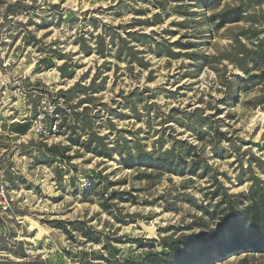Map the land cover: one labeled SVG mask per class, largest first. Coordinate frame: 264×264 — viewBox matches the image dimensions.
Masks as SVG:
<instances>
[{"label": "rangeland", "instance_id": "374dc122", "mask_svg": "<svg viewBox=\"0 0 264 264\" xmlns=\"http://www.w3.org/2000/svg\"><path fill=\"white\" fill-rule=\"evenodd\" d=\"M0 79L28 91L3 123L70 108L46 142L0 135V264L143 262L264 196V0H0Z\"/></svg>", "mask_w": 264, "mask_h": 264}, {"label": "trees", "instance_id": "16d2710c", "mask_svg": "<svg viewBox=\"0 0 264 264\" xmlns=\"http://www.w3.org/2000/svg\"><path fill=\"white\" fill-rule=\"evenodd\" d=\"M217 16L220 23L240 19L238 10L223 11ZM27 129L28 127L23 131L13 132L24 134ZM146 165L170 171L161 159H147ZM244 196L249 203L242 209L229 207L227 215L222 218V228L219 232L208 230L185 235L176 242L164 243L166 252H153L147 255L143 262L120 264H206L213 259H224L240 250H264V196L252 191ZM64 230L71 236L67 229Z\"/></svg>", "mask_w": 264, "mask_h": 264}, {"label": "built area", "instance_id": "2783aa9c", "mask_svg": "<svg viewBox=\"0 0 264 264\" xmlns=\"http://www.w3.org/2000/svg\"><path fill=\"white\" fill-rule=\"evenodd\" d=\"M13 87V91L9 93V98H14L15 100L18 99V101L23 102L25 101V96L28 91L25 89H21V82L19 79H15L12 82L10 81H4L3 79H0V102L4 99V94L6 92H9V86ZM23 90V91H22ZM40 99L37 101L36 105V113L33 117L29 114H26V112H20L17 106L14 107V109L17 111L18 114H16L14 117H12L11 120H8L9 123H25L29 122V127L26 131V133H30L36 138H39V140H42L44 142L47 141V139L56 137L57 135H60L63 133L66 129V122L69 117L70 108L66 106L65 104V97L61 94L59 95H50V98H54L53 104L50 103V98L48 93H40L39 94ZM16 101H14L15 103ZM13 113V108L10 110V113ZM4 116V114H2ZM29 116L28 119H25L26 116ZM19 116V118H18ZM48 117V120H47ZM1 123V122H0ZM25 133V134H26ZM25 134H18L19 136L25 135ZM0 135H8L9 133L1 128L0 126ZM4 191V184L2 180H0V192Z\"/></svg>", "mask_w": 264, "mask_h": 264}, {"label": "crops", "instance_id": "0c3cea01", "mask_svg": "<svg viewBox=\"0 0 264 264\" xmlns=\"http://www.w3.org/2000/svg\"><path fill=\"white\" fill-rule=\"evenodd\" d=\"M0 126L1 127H3L4 128V130L5 131H7L8 133H9V136H15V135H18V133L17 132H13L11 129H10V126L11 125H16V124H21V123H9L8 121H7V123H3V121L2 120H0Z\"/></svg>", "mask_w": 264, "mask_h": 264}]
</instances>
